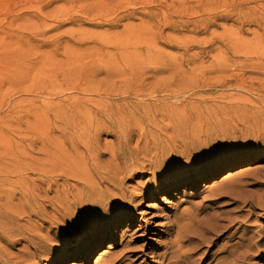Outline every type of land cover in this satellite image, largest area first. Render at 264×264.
Listing matches in <instances>:
<instances>
[{
  "label": "rangeland",
  "instance_id": "1",
  "mask_svg": "<svg viewBox=\"0 0 264 264\" xmlns=\"http://www.w3.org/2000/svg\"><path fill=\"white\" fill-rule=\"evenodd\" d=\"M89 97L118 104V132L100 135L103 149L108 142L125 150L119 165L108 151L99 157L117 177L110 188L159 182L139 192L133 208L110 215L92 255L67 259L62 252L39 264H96L118 250L124 230L150 261L179 220L236 207L210 197L212 184L264 171V0H0V162L15 213L41 203L31 217L35 230L73 229L82 207L75 199L105 189L83 186L63 174L69 162L42 155L48 131L58 135L50 119ZM247 180L255 181L251 174ZM56 189L70 200L61 195L66 202L54 209L45 195ZM224 243L222 235L212 252ZM250 262L264 264L257 256Z\"/></svg>",
  "mask_w": 264,
  "mask_h": 264
},
{
  "label": "bare ground",
  "instance_id": "2",
  "mask_svg": "<svg viewBox=\"0 0 264 264\" xmlns=\"http://www.w3.org/2000/svg\"><path fill=\"white\" fill-rule=\"evenodd\" d=\"M115 105L118 106L114 101L102 97L84 98L77 106L65 110L63 116L50 119L52 128L56 129L58 135L55 138L54 133L48 131L42 142V155L52 162L53 160H58L59 163L69 162L68 171H64L66 173L63 174L67 176L68 173L83 186L93 182L98 186L103 183L105 187L96 198L81 193L79 199H75L81 202L82 207L80 219L76 222L78 225L75 224L71 230H59L51 234L50 230L44 233L42 229H33L30 226L32 215L41 214L39 211L41 203L36 204L39 201L37 199L34 204H29V213L24 215L15 213L16 195L9 192L10 181L4 173V162H0V264H39L41 257L51 259L62 252L68 256L67 259L76 257V253H82L84 257L92 255V248L99 241V231L112 221L113 216L110 215L123 207L133 208L131 202L137 198L139 192L146 193L153 184L157 185L159 182L157 178H152L134 184L132 189L127 188L126 192L120 189L116 191L114 188L117 185L115 180L117 177L100 164L99 157L105 154V151L110 152V159L117 165L120 164V158L123 159L125 155V150L118 146L109 145L107 142L103 149L100 144L101 133L118 132ZM259 157H262L261 154L256 156ZM212 165L216 167L218 163ZM200 169L201 167L192 168L194 172H200ZM122 172L123 169L120 170V173ZM254 172L238 173L232 178L233 184L224 181L228 179V175L220 179L217 185L212 184L208 190L210 197L223 200L224 203L229 201V204L236 207L214 213L206 211L208 214H201L202 216L197 214L198 212L194 215L193 212V217H189L188 220L183 218L186 222L179 220L176 230L168 232V241L164 243L161 241L159 244V247H162L161 251L152 252L150 261L147 253L138 254L133 233L124 230L118 250L108 252L96 264H138V260H141L139 264H203L204 259L214 255V259L217 258L214 264H257L250 262L255 256L264 262V226L257 225L258 228H253L260 216L264 218V171ZM250 174L254 182L247 180ZM163 179L164 183L170 180L166 177ZM122 180L121 177V182ZM177 181L179 180L174 179L173 182ZM225 182L229 185H222ZM52 184H56L58 189L57 180ZM111 185L114 188L111 189ZM251 185L258 187L250 189L248 186ZM57 189L52 196L49 193L45 195L46 200L53 202L54 209L61 205L64 198L70 200L68 194L63 196ZM22 195L26 196L21 194L20 199L23 198ZM189 214L188 212V216ZM21 220L27 221L29 226L22 224ZM222 235L226 243L220 249L217 248L219 251L216 249L212 252V246ZM76 236L80 239L77 245L70 246L66 243ZM236 237L237 240L234 241ZM229 242L231 243L228 244ZM46 263L52 264L48 261Z\"/></svg>",
  "mask_w": 264,
  "mask_h": 264
}]
</instances>
